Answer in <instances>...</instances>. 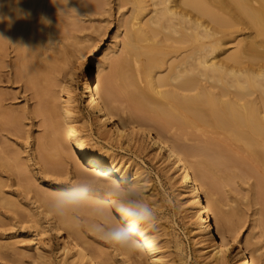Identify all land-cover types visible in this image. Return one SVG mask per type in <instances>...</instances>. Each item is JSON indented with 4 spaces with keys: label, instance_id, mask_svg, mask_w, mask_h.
<instances>
[{
    "label": "rangeland",
    "instance_id": "374dc122",
    "mask_svg": "<svg viewBox=\"0 0 264 264\" xmlns=\"http://www.w3.org/2000/svg\"><path fill=\"white\" fill-rule=\"evenodd\" d=\"M9 1L15 3L20 0ZM51 1L45 0V7L51 9L45 19L52 22V28L48 32L40 31V37L45 44L44 53L37 62L42 71L40 73L39 70L41 76L38 73V85L32 86L17 78L16 64L20 52L18 43L4 38L0 47V264H83L79 260L73 263V254L66 253V236L55 229L56 221L63 218L53 215L49 209V203L60 190L70 191L80 185L88 186V196L66 209L65 215L79 229L86 242L105 252L102 254L103 258L107 256L112 264H136L133 251L126 254L123 249L109 245L99 237L93 227L96 224L113 222L124 224L126 221L123 217H118L115 212L110 213V218L91 216L84 209L96 190L101 192L99 198L93 197L98 204H106L109 196L120 203L121 198L128 195L129 182L123 181L120 189L124 191L120 193L115 187L103 189L96 187L91 179H80L76 176L77 156L70 146L65 119L60 116L61 106L67 104V95L61 88L63 85L72 91V123L88 149L107 152L122 166L129 167L131 172L136 171L140 175L142 190L139 194L156 213L154 230L147 228L159 235L164 246V264H236L233 255L226 262L216 261L212 248L207 247L206 242L200 241V233L194 223L195 217L191 215L185 195L181 194L177 173L163 157V153L155 149V142L129 133L119 135L112 125H105L98 120L90 109L87 98L82 95L86 77L91 76L94 83L98 84L100 78L114 76V67L126 51L123 43L130 26L133 22H137L136 25L140 21L146 22L154 14V9L161 4L157 3L158 0H141L137 11L133 4L135 0H88L89 5L85 7L68 2L57 5ZM178 1L168 2L178 13L168 21L169 25L175 26V30L170 32L172 38L168 40V60L154 71V76L169 73L170 64L186 60L189 54L200 48L201 42L213 38L187 39L180 45V26L176 25L180 16L186 21L198 19L203 25L200 26L201 30L216 29L214 37H220L224 41L215 52L220 59L235 53L239 45H244L254 36L248 21L237 10H218L228 20V23L222 25L188 5L176 3ZM207 2L214 11V4L210 0ZM1 32L2 28L0 35ZM150 35L151 39L143 41V45L161 44L165 31ZM261 48L264 49L263 46ZM45 67L53 69L45 70ZM116 75L120 79L121 76L118 73ZM150 78V74H146L141 68L140 76H134L136 90L146 89ZM202 82L207 83L203 78ZM119 83L123 81L115 83V104L119 107V114L147 126L144 119L151 117L150 108L135 105L132 97L128 95L130 93L125 92V86H119ZM216 90L220 91V88L217 86ZM151 95L163 99L154 93ZM259 98V92L252 96L254 101ZM48 104L52 109L50 112L53 111L60 122L57 124L58 128L49 124V109L45 107ZM2 113L20 116L21 128H15L7 122ZM172 129L177 136L183 137V143L191 147L193 144L197 146L204 143L206 135L212 136L209 132L204 134L196 130L195 127L181 129L173 125ZM209 130L214 131L213 128ZM53 137H57L60 144L51 143ZM43 140H47L50 147L54 148L53 162L44 158L41 147ZM16 160L27 171V178H22L18 173L14 165ZM253 167V173L231 168L229 172L232 179L225 184L221 199L226 211L242 224L235 244L245 245L248 239L261 244L262 248L255 254L258 257L257 264H264V229L259 224L264 209L259 197L258 176L261 172L259 166ZM110 190L119 195H109ZM110 208L113 211V207ZM249 248L253 250L252 247ZM139 250L147 253L143 247ZM39 252L41 257L35 262Z\"/></svg>",
    "mask_w": 264,
    "mask_h": 264
},
{
    "label": "bare ground",
    "instance_id": "6f19581e",
    "mask_svg": "<svg viewBox=\"0 0 264 264\" xmlns=\"http://www.w3.org/2000/svg\"><path fill=\"white\" fill-rule=\"evenodd\" d=\"M170 1L158 0L157 3L161 6L154 9V14L146 22L140 21L139 25L133 22L130 26L123 43L126 51L117 61L113 72V77L115 78L118 73L121 81L119 76L113 81V77L100 78L99 83L95 84L91 76H88L83 85L82 95L87 98L89 107L98 120L105 125H112L119 135L129 133L137 138H147L155 142L153 143L155 149L163 153V157L175 169L181 194L185 195L191 215L195 217L194 223L200 233V241L206 242L207 247L212 248L216 261L226 262L230 255H233L236 264H257L258 257L255 253L262 245L253 239L245 241V245L235 244L242 224L226 211L221 196L225 184L232 179L229 172L231 168L253 173V165H257L261 172L258 176L259 197L264 206V49L261 48L264 47V0H210L216 8L214 11L207 0L176 2L188 5L222 25L228 23V20L217 11L237 10L248 21L254 36L244 45H239L235 53L220 59L215 52L221 48L224 41L220 37H214L216 29L201 30L200 26L203 25L198 19L186 21L180 16L176 22V25L180 26L181 38L178 39L180 45L187 39L197 40L200 37L212 36L213 38L201 42L200 48L189 54L186 60L170 64L169 73L154 76V71L168 60V40L172 38L170 32L175 30L174 25L168 24V21L178 14L168 5ZM51 2L53 4L68 2L71 5L85 7L90 1ZM140 2L141 0H135L133 3L137 11ZM50 11V8L45 7V0H20L15 3L0 0V29L2 28L0 47L4 38L18 43L20 52L16 64L17 78L27 81L32 86L38 85L40 67L37 62L44 53L45 42L40 37V31L48 32L52 28V22L45 19ZM159 31H165V38L161 44H142L143 41L151 39L150 34ZM141 68L151 76L146 89L142 88L143 91L136 90L134 81L136 74L137 77L140 76ZM49 69L53 67H45V70ZM202 78L207 83H203ZM122 81L119 86L122 84L125 86V92L130 93L128 95L132 97L135 105L150 108L151 117L148 120L144 119L147 126L119 114V107L115 104V86ZM217 86L220 91L216 90ZM61 88L67 95V104L61 106L60 116L65 119L70 146L77 156L76 176L80 179H91L96 187L103 189L115 187L120 193L124 191L120 189L123 181L128 180V193H141L140 175H137L136 171L131 172L129 167L122 166L107 152L88 149L72 123L74 118L71 107L72 91L65 85ZM256 92L260 94L258 101L252 99ZM151 93L163 99L155 98ZM48 106L49 104L45 107L49 109V124L58 128L57 124L60 122L54 112H50L52 109ZM3 116L15 128H21L20 116L11 113H4ZM173 125L181 129L195 127L196 130L204 134L209 132L212 136L206 135L208 138L203 139L204 143L197 146L193 144L191 147L182 142L183 137L173 132ZM209 128H213L214 131H210ZM50 141L53 144L61 142L57 137L51 138ZM41 143L44 158L53 162L54 148L50 147L47 140ZM17 161L14 165L18 173L22 178H27V171ZM105 178L108 179L104 182ZM100 194L101 192L96 190L84 209L90 212L91 216L102 218H110L111 212L117 214L119 203L111 196L108 197L109 201L106 204H98L93 200V197L99 198ZM110 207H113V211ZM62 218L56 221L55 229L59 234L66 236L65 251L67 254L70 252L73 254V263L79 260L83 264H112L107 256L102 257L105 252L100 247L83 239L79 229L66 215ZM259 221L264 229V209ZM142 231L149 237L147 243L141 241L147 253L134 250L133 258L136 264H164V246L159 240V235L145 226H142ZM123 251L126 254L131 252L126 249ZM39 257L40 252L37 253L35 262H38Z\"/></svg>",
    "mask_w": 264,
    "mask_h": 264
},
{
    "label": "clouds",
    "instance_id": "9594fccd",
    "mask_svg": "<svg viewBox=\"0 0 264 264\" xmlns=\"http://www.w3.org/2000/svg\"><path fill=\"white\" fill-rule=\"evenodd\" d=\"M87 185L73 187L70 191L60 190L56 198L49 203V209L55 216L63 217L65 210L87 198ZM109 195H119L109 191ZM118 216L126 223L96 224L94 230L109 245L130 251L143 247L141 241L147 243L149 237L142 231V226L154 230L156 213L150 204L146 203L139 193L129 192L126 198H121L118 205Z\"/></svg>",
    "mask_w": 264,
    "mask_h": 264
}]
</instances>
